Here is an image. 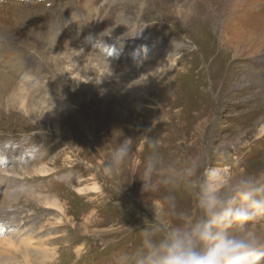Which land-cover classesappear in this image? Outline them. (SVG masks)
Here are the masks:
<instances>
[{
  "label": "rangeland",
  "instance_id": "obj_1",
  "mask_svg": "<svg viewBox=\"0 0 264 264\" xmlns=\"http://www.w3.org/2000/svg\"><path fill=\"white\" fill-rule=\"evenodd\" d=\"M129 1L0 0V243L32 264H264V21L254 51L225 31L259 0Z\"/></svg>",
  "mask_w": 264,
  "mask_h": 264
},
{
  "label": "bare ground",
  "instance_id": "obj_2",
  "mask_svg": "<svg viewBox=\"0 0 264 264\" xmlns=\"http://www.w3.org/2000/svg\"><path fill=\"white\" fill-rule=\"evenodd\" d=\"M176 1H184L185 2V5H183V7L186 6L184 9L186 11V13H185L186 17H189L190 16L189 14L197 15L199 10L201 9V5H199V2L197 4L194 3L195 0H130L129 5L121 4L122 5L121 9L127 7L128 9H138L141 11L142 5H143L142 3L145 2L146 3L145 4L146 9L143 11L144 14L150 15V17L152 16V18L154 15L157 18L163 17V16H167V17L171 18L174 3ZM209 1L210 2L216 1L217 3L218 2L221 3V1H225V0H209ZM263 2H264V0H259L255 4V2L245 1V3H244L245 5H242V6L240 5L241 10L237 11L236 9L233 8L234 12H232L233 14H232V16H230V20H233V21L231 22V24L230 23L228 24V26L226 27V30H225L227 32L230 31L229 32L231 34L230 38H233V39L237 38L238 44H241V46L243 48H247L251 51H254L255 48L258 49L264 43L262 37H260V38L258 36L253 37L254 35L250 34V33H253V31L256 27L261 28L260 25L264 21V3ZM196 5H197V7H196ZM116 10H119V9H116ZM230 26L232 28H230ZM262 29H260L261 32L264 31V29L263 30ZM247 32H250L249 35H247ZM230 34H229V36H230ZM223 37L226 38V35L224 36V34H223ZM233 41L234 40H232L231 42L233 43ZM147 68H148V66H147ZM257 76L260 77L261 75L257 74L256 77ZM130 90H131V88H130ZM131 96H133V95H131ZM136 98H138V97H136ZM169 113H171V112H169ZM37 118L39 119L41 117L39 115H37ZM53 118L54 117L50 113V115L47 117V120L50 121ZM0 187H1V184H0ZM0 197H1V195H0ZM0 221H3V220L0 219ZM6 228H8L7 225H5V224L1 225V223H0V234L5 233L4 230ZM5 243L6 244L0 243V245H1V247H0L1 248L0 249V264H32L31 259H30L31 257L29 258V255H26L27 254L26 252H28V248H29L28 246L30 245L29 243H23V244H21L22 246H19V249L21 248V250H22L21 252L23 254L22 258H21L22 260H19L18 256H17L18 258H16V256L13 253H11L13 248H16V247L11 242H5ZM29 250H31V249H29ZM19 252H20V250H19ZM38 257H40V256L38 255L37 258ZM40 263L42 264V262H40ZM53 264H56V263H53Z\"/></svg>",
  "mask_w": 264,
  "mask_h": 264
}]
</instances>
